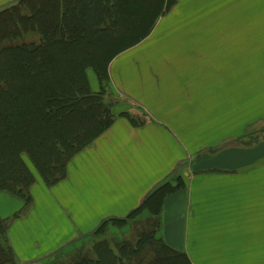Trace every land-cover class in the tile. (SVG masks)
I'll return each mask as SVG.
<instances>
[{
  "label": "crops",
  "instance_id": "1",
  "mask_svg": "<svg viewBox=\"0 0 264 264\" xmlns=\"http://www.w3.org/2000/svg\"><path fill=\"white\" fill-rule=\"evenodd\" d=\"M263 31L264 0H175L109 65L121 100L111 127L63 181L36 178L29 211L7 232L17 264L55 256L165 183L180 184L160 213L170 248L191 264H264V137L244 144L264 128ZM23 205L0 192V218Z\"/></svg>",
  "mask_w": 264,
  "mask_h": 264
},
{
  "label": "trees",
  "instance_id": "2",
  "mask_svg": "<svg viewBox=\"0 0 264 264\" xmlns=\"http://www.w3.org/2000/svg\"><path fill=\"white\" fill-rule=\"evenodd\" d=\"M174 5L19 0L0 10V192L24 204L11 218H0V264H17L7 232L29 211L36 178L49 188L63 181L71 160L113 124L112 105L104 100L111 62L145 40ZM251 135L244 144L255 141ZM179 187L163 184L126 217L104 220L92 233L98 238L110 226H131V238L102 239L61 264H191L158 236L164 198Z\"/></svg>",
  "mask_w": 264,
  "mask_h": 264
},
{
  "label": "rangeland",
  "instance_id": "3",
  "mask_svg": "<svg viewBox=\"0 0 264 264\" xmlns=\"http://www.w3.org/2000/svg\"><path fill=\"white\" fill-rule=\"evenodd\" d=\"M47 11V10H46ZM45 11V13H46ZM50 11V10H48ZM51 13V11H50ZM45 14L49 16V14ZM37 14H39L37 12ZM255 31L256 30H247L248 32V41H251L255 37ZM264 32V31H263ZM264 35V34H263ZM259 36V35H258ZM88 78H89V83L90 86L93 84L94 86V92L99 91V85L97 83V80L93 74L92 71H88ZM104 100L107 102V104L112 105V111L114 112L115 105L121 102V100L117 99L115 96L110 91V88L108 87L105 89V94H104ZM121 104V103H120ZM129 115V114H127ZM135 118V123L136 124H141L144 119L142 118L141 115H130ZM264 129V128H263ZM260 129L257 130V132L253 135L254 139L262 138L264 137V130ZM247 142V141H246ZM133 228L130 227H125L123 229H118L115 227H108L105 231V234L102 237H94L93 234H90L87 237H84L82 239H79L75 244H72V246L66 248L65 250L61 251L60 253L56 254L55 256H49L46 260H42L41 262H37L34 264H61V263H66L75 253L79 250H89L92 248L94 244L97 242L101 241L102 239H106L107 241H112L115 242L116 240H127L128 238H131L130 234L132 235Z\"/></svg>",
  "mask_w": 264,
  "mask_h": 264
}]
</instances>
